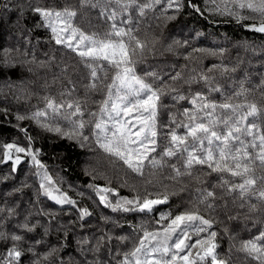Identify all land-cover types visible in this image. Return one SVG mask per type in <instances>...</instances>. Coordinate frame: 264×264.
Segmentation results:
<instances>
[{"label": "snow or ice", "instance_id": "6c2138e0", "mask_svg": "<svg viewBox=\"0 0 264 264\" xmlns=\"http://www.w3.org/2000/svg\"><path fill=\"white\" fill-rule=\"evenodd\" d=\"M204 12L264 35V0H205L203 10L194 0H0V38L17 40L2 48L0 92L5 101H38L24 111L0 109L26 141L0 144V164L11 165L0 183L12 185L0 204V264H233L234 252L246 264H264V41L225 35V44L244 53L231 62L230 47L192 48L180 38L187 27L180 17ZM38 30L49 45L39 55ZM180 56L177 67L172 60ZM206 57L219 62L204 67ZM41 71L44 82L34 90ZM73 75L86 81L82 96ZM52 85L61 90L52 93ZM25 120L81 148L94 144L139 177L141 184L124 179L131 195L111 181L86 186L94 203L137 219L102 212L105 227L87 224L92 211L64 190L62 177L53 178L42 148L21 127ZM22 162L29 168L17 180ZM29 188L28 201L15 199ZM71 209L75 218L65 219ZM242 231L256 234L242 239ZM221 234L229 240L225 253Z\"/></svg>", "mask_w": 264, "mask_h": 264}, {"label": "trees", "instance_id": "16d2710c", "mask_svg": "<svg viewBox=\"0 0 264 264\" xmlns=\"http://www.w3.org/2000/svg\"><path fill=\"white\" fill-rule=\"evenodd\" d=\"M40 3H45L46 0H39ZM72 2V0H70ZM194 2L198 3L203 10L205 0H194ZM187 12V10H186ZM205 17H207L211 21H220L223 23H226L223 21V19L219 16H213L209 14L208 12H204ZM181 21L184 22L187 27L184 28L183 33L180 35V38L183 39H189L190 45L192 48L197 47H230V53L226 57L227 62H231L233 58H235L238 54L243 56L244 53L241 49H232L230 45L225 44V35L229 38H231L233 41L240 40L243 38H247L249 40H255L256 42L264 41V35H259L250 31L243 30L241 28L235 27L234 24H223V25H217L212 26L208 24L206 21L203 20L198 14H192L189 15L187 19H185V16L182 15L180 17ZM78 23H81V25L85 28L88 27L86 21H80L78 18ZM94 23L99 24L100 21H94ZM170 28L173 30V34L175 35L176 32L174 30V26H170ZM196 31H200L202 33L201 36H196ZM39 36L41 37V45L38 50L39 53H42L43 51L49 50V45L44 42L43 38L46 36V33L43 30L36 31L32 39L35 40V38ZM194 37V39H193ZM17 42L15 37H9L5 33L2 38H0V56H2V48L5 46H14ZM66 59L71 60L73 63H76V58L73 54L67 53ZM172 62H175L177 64V67H179L180 64H183L185 61L183 60V57L180 56L178 59H173ZM218 59L214 57H206L204 60V67L209 66L212 63H218ZM148 63L154 64L157 63V61L152 60L151 57L148 59ZM143 70V69H142ZM167 70V69H166ZM252 72L255 74L257 73L259 69V65L251 69ZM20 70L17 69V72ZM55 72V69H54ZM40 79L37 81L36 84L30 85L34 90H38L39 86L43 84L45 73L43 71L39 72ZM25 76L29 80H36V75L28 74L25 71ZM73 81L75 83V87L77 89V92L75 94L77 95H83V84L86 83V81H82L79 76L73 75ZM13 79H16L14 76ZM238 79V77H237ZM258 76H253V83L258 82ZM49 83L51 84V74L48 76ZM65 86L71 88L72 85H68L65 81ZM223 83V81H222ZM61 90L60 85H52L50 88V91L52 93H58ZM41 94H43L41 90ZM59 99V97H57ZM218 98V96L216 97ZM94 99L100 100V96H95ZM38 101L35 97L32 98L31 101L28 103H25L23 101L16 102L12 99L11 95H9V98L7 101H5L4 93L0 92V109H3L5 107H8L10 109V112H15L16 110L24 111L26 109H30L32 105L36 104ZM167 102V101H166ZM42 106V105H41ZM182 107L188 106L186 102L182 103ZM9 119H11V123H9ZM166 119V114H165ZM16 121L13 117L5 118L3 114H0V144L10 142L14 138L17 142L21 144H26L24 133L18 131V129L15 127ZM27 126L29 130V134H31L34 137V146L38 148H42V154L40 156L41 160L48 165L50 173L53 175L54 179L59 180L61 177L63 178V188L66 190L69 195H71L73 198L77 199L81 206H87L92 211L93 216L92 219L87 220V224L92 225L94 224L98 228L105 227L104 224H102L99 220V217L101 213L103 212L106 215H113L114 219H121L123 222L124 220H135L137 217H134L132 215H128L126 217H118L115 214H112L110 210L104 209L102 206H99L97 203H94V194H92L88 189L87 185L89 183H98L101 185L106 184L108 181H111L112 187H117L119 189L120 195H131V191L129 187L124 186V179H127L128 184H141L142 181L139 177H137L135 174H133L130 170L127 169L126 166L120 163H114L112 162L108 156H106L102 150L98 149L94 144L86 145L85 147L81 148L74 142L68 141L67 139H60L57 138L53 134L43 133L41 130L37 129L35 124H33L30 120H25L21 122V127ZM39 133V134H38ZM88 134V133H86ZM0 159H2V148H0ZM11 165L10 163L0 165V174H3V172L10 169ZM19 175L16 177L17 180H19L26 171H28L29 166L26 162L21 163L19 166ZM146 178V177H145ZM213 179L215 180L216 177L213 176ZM71 185V187H69ZM12 185L10 183H0V204L4 203V196L3 193L10 189ZM210 186V185H209ZM33 189L29 188L25 190V194L23 196L16 194L15 199L16 200H25L28 201L30 197L32 196ZM77 191L85 192V197L80 198L76 195ZM89 196H92L90 199ZM42 202L49 208L55 207V210L59 211L58 206H54L51 202H47L43 198ZM9 204L14 203L15 201L12 199H9ZM176 201L173 200V204H175ZM22 209L26 208L27 205H22ZM69 208H65L64 212H68L70 210ZM160 209H158L159 211ZM73 215L65 217V219H74L75 218V210L71 209ZM2 218V217H0ZM22 218V217H21ZM147 219V217L145 218ZM15 223V221H13ZM232 226L231 224L229 225ZM9 228H11V224L8 225ZM108 229H112L113 226L111 224H108L106 226ZM124 231H128L127 226L125 225ZM117 234H119V231L116 230ZM256 232L252 231H242L240 238L246 239L249 238V235H255ZM219 244V252L225 253L229 247V240L226 236L223 234L220 235L218 239ZM5 249V243L3 241H0V253H3ZM27 259V256L25 257V260ZM233 264H246L244 261V258L242 255H237L235 252L233 253Z\"/></svg>", "mask_w": 264, "mask_h": 264}, {"label": "water", "instance_id": "95a60500", "mask_svg": "<svg viewBox=\"0 0 264 264\" xmlns=\"http://www.w3.org/2000/svg\"><path fill=\"white\" fill-rule=\"evenodd\" d=\"M199 15V14H198ZM201 18H203L204 21H206L208 24L212 25V26H217V25H223V24H233V23H223V22H217V21H211L209 20L207 17L205 16H201L199 15ZM23 163V162H22ZM0 165H4V164H0Z\"/></svg>", "mask_w": 264, "mask_h": 264}]
</instances>
